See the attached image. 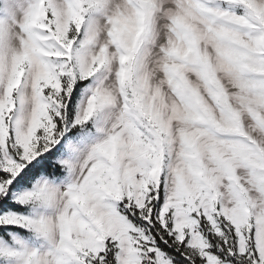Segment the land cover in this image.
<instances>
[{"label":"snow or ice","instance_id":"6c2138e0","mask_svg":"<svg viewBox=\"0 0 264 264\" xmlns=\"http://www.w3.org/2000/svg\"><path fill=\"white\" fill-rule=\"evenodd\" d=\"M0 264H264V0H0Z\"/></svg>","mask_w":264,"mask_h":264}]
</instances>
